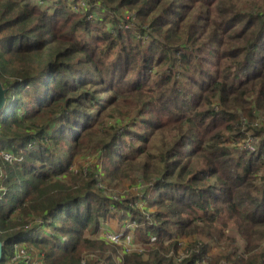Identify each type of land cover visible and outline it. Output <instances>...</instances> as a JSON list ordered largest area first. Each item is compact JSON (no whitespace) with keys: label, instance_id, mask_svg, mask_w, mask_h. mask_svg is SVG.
Instances as JSON below:
<instances>
[{"label":"trees","instance_id":"trees-1","mask_svg":"<svg viewBox=\"0 0 264 264\" xmlns=\"http://www.w3.org/2000/svg\"><path fill=\"white\" fill-rule=\"evenodd\" d=\"M0 83V264H264V0H0Z\"/></svg>","mask_w":264,"mask_h":264},{"label":"built area","instance_id":"built-area-1","mask_svg":"<svg viewBox=\"0 0 264 264\" xmlns=\"http://www.w3.org/2000/svg\"><path fill=\"white\" fill-rule=\"evenodd\" d=\"M251 150H252V146L249 145V147ZM0 156L2 157V159L4 161H7L9 163H11L12 161H20L21 159L20 158H16L14 157L11 153L9 152H3L1 151L0 152ZM2 175L3 173L0 172V199L2 198L4 192H3V189H2V186H1V180H2ZM124 233L123 232H117V231H109V230H103V232H100L98 234V238H101V239H104L105 241L109 242V243H113V244H118V245H122L123 248H124V253L126 252H129L130 249L131 251L136 249L138 251H142V248L140 247L141 245L137 244L136 246H133L131 245V238L129 237L128 238V241L122 238H125V236L123 235ZM155 239L154 238H151L150 239V242H153ZM11 260L13 262H16V261H20L22 264H42L39 256H38V253L36 254H30L29 252H27L22 246L20 245H15L14 246V251H13V256L11 258Z\"/></svg>","mask_w":264,"mask_h":264},{"label":"rangeland","instance_id":"rangeland-1","mask_svg":"<svg viewBox=\"0 0 264 264\" xmlns=\"http://www.w3.org/2000/svg\"><path fill=\"white\" fill-rule=\"evenodd\" d=\"M248 144H249V145H253V144H251V143H248ZM115 221H116V220H115ZM127 226H128V225H126V223L120 225V224L117 223V222L111 221L110 223H107V225H106V224H103V225L101 226L100 231L98 232V234H99L100 232H103L104 229H105L106 231H107V230H109V231H115V230H117V229L120 227L122 230H124ZM123 233H124V232H123ZM98 234L95 235V238H98V237H99ZM123 235L125 236V238H122V239H124V241H125V240L128 241V238H129V237L131 238V245H133V246H136L137 244H139V245H141L140 247H141L142 249H144V246H146V244L143 245V244H141V243H138V241L134 238V236H133L132 234H126V233H124ZM152 238H153V237H152ZM122 245H123V244H122ZM122 245H119V246L123 248ZM117 261H119V260H117Z\"/></svg>","mask_w":264,"mask_h":264},{"label":"water","instance_id":"water-1","mask_svg":"<svg viewBox=\"0 0 264 264\" xmlns=\"http://www.w3.org/2000/svg\"><path fill=\"white\" fill-rule=\"evenodd\" d=\"M3 104H4V90L0 83V109L2 108ZM1 251H2V243L0 242V258H1Z\"/></svg>","mask_w":264,"mask_h":264},{"label":"crops","instance_id":"crops-1","mask_svg":"<svg viewBox=\"0 0 264 264\" xmlns=\"http://www.w3.org/2000/svg\"><path fill=\"white\" fill-rule=\"evenodd\" d=\"M33 253H34V254H36V253H37V251H34Z\"/></svg>","mask_w":264,"mask_h":264}]
</instances>
